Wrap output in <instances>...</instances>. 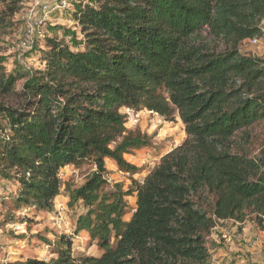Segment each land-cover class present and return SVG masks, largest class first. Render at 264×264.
<instances>
[{"label":"trees","instance_id":"trees-1","mask_svg":"<svg viewBox=\"0 0 264 264\" xmlns=\"http://www.w3.org/2000/svg\"><path fill=\"white\" fill-rule=\"evenodd\" d=\"M23 4L0 0V34ZM73 9L81 41L45 36L41 71L9 73L0 59V171L20 185L19 206L51 212L60 170L91 161L95 171L70 199L89 209L77 226L102 254L75 259L61 238L56 258L10 264H210L220 222L249 219L264 231V55L240 52L264 37V0H94ZM125 109L177 115L186 137L134 181L135 210L122 223L121 193L112 202L102 194L105 160L133 175L124 155L148 145L127 132Z\"/></svg>","mask_w":264,"mask_h":264},{"label":"rangeland","instance_id":"rangeland-1","mask_svg":"<svg viewBox=\"0 0 264 264\" xmlns=\"http://www.w3.org/2000/svg\"><path fill=\"white\" fill-rule=\"evenodd\" d=\"M73 1L85 3L94 0ZM75 2H72L70 11L52 14L50 23L42 28L43 33L34 32L29 39L26 38L23 24L16 18L10 28L2 31L0 59L7 72L20 69L32 75L41 71L44 68L41 57L45 51L42 43L45 36L52 37L56 33L67 45L81 41L78 27L69 19L73 8L77 6ZM20 42H26L24 49L19 48ZM23 52L24 55L20 56ZM240 52L256 57L264 55V37L257 44L244 42ZM20 85L22 82L17 89H20ZM123 113L126 114L127 132L148 139L147 146L124 155V160L137 169L133 175L119 171L112 161L105 160L102 194L108 196V201L112 202L114 195L121 193L125 213L121 222L126 223L135 210L134 181L140 183L158 164L160 158L180 146L186 136L177 115L168 121L146 110L134 112L125 109ZM4 124L0 121V128ZM94 171L95 166L91 161L83 162L77 167L66 166L61 169L60 192L54 199L51 212L19 206L17 197L20 185L12 173L0 171V264L22 262L29 258L45 261L54 259L61 238L71 239L73 258L99 257L102 250L97 240L86 230H79L77 226V220L86 216L89 209L81 200L70 199V191L81 187ZM91 218L94 216L91 215ZM221 228L232 234L231 246L224 242V238L221 239V233L218 234ZM212 232L217 234L219 243L213 240L214 235L208 240L211 264H264V231H260L249 219L242 224L233 221L220 222L217 230Z\"/></svg>","mask_w":264,"mask_h":264},{"label":"built area","instance_id":"built-area-1","mask_svg":"<svg viewBox=\"0 0 264 264\" xmlns=\"http://www.w3.org/2000/svg\"><path fill=\"white\" fill-rule=\"evenodd\" d=\"M73 0H27L24 1L23 9L20 11L16 19L23 24L26 29V38L33 36L34 32L43 33V27L48 25L51 15L55 13L62 14L68 12ZM78 3V2H75ZM70 11V10H69ZM264 27V20L261 22ZM251 43L257 44L259 39L250 40ZM26 42H20L19 48L24 49ZM24 52L20 54L23 56Z\"/></svg>","mask_w":264,"mask_h":264},{"label":"crops","instance_id":"crops-1","mask_svg":"<svg viewBox=\"0 0 264 264\" xmlns=\"http://www.w3.org/2000/svg\"><path fill=\"white\" fill-rule=\"evenodd\" d=\"M217 228H218V226H217L213 231L217 230ZM219 233H221V239L224 238V239H225L224 242H225L226 244H228L229 246H231L232 243H233V242H232V239H231V235H232V234L226 232V231H225L224 229H222V228L219 230L218 234H219ZM222 234H223V235H222ZM213 235H214V237H215V238H213V240H216V241L218 242V239H217L218 236H217L216 233H213V232H212L210 238H212ZM230 239H231V242H230ZM229 242H230V243H229ZM218 243H219V242H218ZM210 264H211V263H210ZM216 264H220V263H216Z\"/></svg>","mask_w":264,"mask_h":264}]
</instances>
